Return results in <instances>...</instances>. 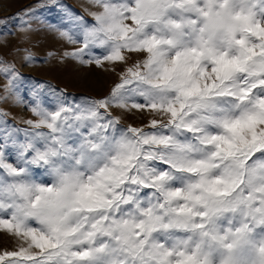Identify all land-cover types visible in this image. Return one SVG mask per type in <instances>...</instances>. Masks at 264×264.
Segmentation results:
<instances>
[{"label":"snow or ice","instance_id":"1","mask_svg":"<svg viewBox=\"0 0 264 264\" xmlns=\"http://www.w3.org/2000/svg\"><path fill=\"white\" fill-rule=\"evenodd\" d=\"M89 2L93 23L42 0L20 31L30 41V20L56 7L64 26L44 28L80 45L61 63L143 59L109 95L69 104L0 58L5 92L38 118L12 126L23 140L2 121L0 229L20 245L0 264H264V0ZM114 109L153 118L123 127Z\"/></svg>","mask_w":264,"mask_h":264},{"label":"rangeland","instance_id":"2","mask_svg":"<svg viewBox=\"0 0 264 264\" xmlns=\"http://www.w3.org/2000/svg\"><path fill=\"white\" fill-rule=\"evenodd\" d=\"M42 0H0V58L10 64H15L18 71L29 82L48 81L51 86L57 89H63L67 96L65 102L71 104L73 98L77 102L81 98L102 99L109 95L110 90L119 82V73L132 63L143 59L142 54L127 53L125 57L128 64L116 63L115 71H111V64L105 63L103 68L90 66H79L71 59H61L64 53L74 51L80 47L79 44H68L63 40L57 39L56 33H49L44 25L55 24L64 26L61 22L64 13L56 7L41 8L36 17L30 20L33 28L41 29L39 34H32V39L26 40L25 33L20 31L22 20L18 19L17 14L23 17V10L36 6ZM67 5L72 12L84 16L90 23H93V17L90 12L100 11L98 5L90 3L89 0H61ZM118 2V0H114ZM7 23V27H3L2 22ZM129 23H131L129 21ZM39 41V42H37ZM25 55H30L32 62H25ZM34 78V79H33ZM7 84L6 76L0 72V96H8V99L0 102V111L6 112V116L0 117V136L3 135L5 125L2 121L6 120L8 130L12 132V137L23 140V133L12 131V126L16 129H28V125L23 121L26 119L36 120L27 107L22 104H14V94L5 92L4 86ZM21 96L27 100L28 92L25 84L19 85ZM56 97L52 93H48L43 97L44 106L53 108ZM114 115H121V125L127 127H144L151 118L147 111L144 113L133 110L131 113H121V110L114 109ZM47 131V129H41ZM5 178V174L0 170V181ZM49 179H51L49 177ZM20 242L0 229V254L5 251H17Z\"/></svg>","mask_w":264,"mask_h":264}]
</instances>
